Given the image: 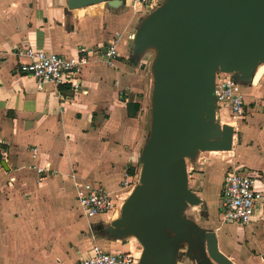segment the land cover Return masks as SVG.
I'll use <instances>...</instances> for the list:
<instances>
[{"label":"crops","instance_id":"0c3cea01","mask_svg":"<svg viewBox=\"0 0 264 264\" xmlns=\"http://www.w3.org/2000/svg\"><path fill=\"white\" fill-rule=\"evenodd\" d=\"M156 8L138 11L129 0L116 7L97 2L74 8H68L66 0H0V147L7 153L5 157L0 154V264H64L62 259H72L73 264L93 244L104 250H133V241H126V235L114 239L102 236L96 242L91 236L88 244L81 236L93 227L101 229V220L111 227L119 215L117 209L96 215L94 220L68 210L51 212L45 185L48 181L66 185L76 205L74 180L101 184L113 194L125 178L132 180L127 168L135 172L148 142V130L140 117L147 88L143 79L146 49L136 46V37ZM129 32L134 33L130 40L126 38ZM116 33L120 34L115 43L117 54L108 62L106 49ZM25 45L85 55L76 84L46 82L38 89L35 79L18 69V62L25 60ZM262 62L264 58L259 64ZM253 72L245 76L229 72L240 82L245 101L243 117H232L229 123L233 128L230 150L264 176V87H258L264 71L254 84ZM128 101L140 104L134 116L127 114ZM240 146L244 147L242 156ZM32 147L37 148L36 162L50 163L41 178L29 167L34 161ZM10 175L15 177L13 182L8 181ZM209 182L189 186L206 203L212 202ZM256 208L250 223L264 220V199ZM120 230L133 234L125 227ZM172 232L165 237L176 234ZM246 232L242 257L236 261L226 256L235 264H264V245L257 250L259 255L248 251L255 236L264 234L253 228ZM141 250L137 254L132 251L138 259ZM42 252L48 253V261ZM43 258L44 262H39Z\"/></svg>","mask_w":264,"mask_h":264},{"label":"water","instance_id":"95a60500","mask_svg":"<svg viewBox=\"0 0 264 264\" xmlns=\"http://www.w3.org/2000/svg\"><path fill=\"white\" fill-rule=\"evenodd\" d=\"M97 2L116 7L122 0H66V6ZM151 42L160 50L154 65L159 105L142 153L139 182L111 225L133 232L142 247L137 264H168L174 241L190 244V233L179 222L197 239L201 251L197 264H235L219 250L214 231H204L183 217L186 204L200 201L187 185L183 154L189 149H230L232 126L223 123L212 133L203 129L201 120L215 119V66L243 76L254 69L252 84L264 71V62L259 64L264 58V0H168L138 31V48ZM178 146L182 155L177 154ZM156 185L160 191L149 199ZM164 228L176 234L165 237Z\"/></svg>","mask_w":264,"mask_h":264},{"label":"built area","instance_id":"2783aa9c","mask_svg":"<svg viewBox=\"0 0 264 264\" xmlns=\"http://www.w3.org/2000/svg\"><path fill=\"white\" fill-rule=\"evenodd\" d=\"M159 0H129V5L136 10L142 8L153 9L160 6ZM119 33L109 42L106 49L108 62L117 54L116 41ZM134 36L133 32L126 34L128 40ZM25 60L18 62L20 72L30 75L35 79L36 87L41 89L46 82L60 85L65 82L76 84V76L80 73L87 57L82 53L66 55L60 52L36 48L25 45L22 49ZM212 99L214 108L227 110L232 117L244 115V93L240 82L229 72L222 70L215 72ZM1 156L7 155L0 147ZM31 158L34 161L29 165L41 178L48 173L50 163L36 162L37 148L32 147ZM73 179L76 177L73 176ZM15 177L8 176V181L13 182ZM123 184H127L126 178ZM72 192L79 214L87 219L108 212L114 207L117 194H113L101 184L88 180H74ZM264 199V177L252 168L225 169L219 191L218 210L220 220L232 225H247L254 219L258 203ZM138 258L130 250H104L99 245L91 247L78 255L73 264H137Z\"/></svg>","mask_w":264,"mask_h":264},{"label":"rangeland","instance_id":"374dc122","mask_svg":"<svg viewBox=\"0 0 264 264\" xmlns=\"http://www.w3.org/2000/svg\"><path fill=\"white\" fill-rule=\"evenodd\" d=\"M160 6L166 4L168 0H159ZM157 6L156 10L160 7ZM145 53H146V64L147 67L143 71V74L145 77L146 84V93L145 98L143 101V108L140 113V117L145 125V127L148 130V141L151 138L152 135V124H153V117H154V111L156 107L159 105V101L157 100V90H156V83H157V77L156 73L154 71V65L156 62V59L159 55V47L156 43L151 42L148 45L145 46ZM219 67L215 66L214 71H219ZM259 84L261 86L258 87H264V78H260ZM215 111V119L212 122H206L201 120V124H203L204 130H210L212 133H216L218 130L221 129V125L223 123H230L232 121V115L227 110L214 108ZM224 111V112H223ZM231 125V124H230ZM148 143V142H147ZM243 145V144H242ZM231 148V147H230ZM182 146H178L177 148V154L182 155ZM216 152L212 151H201L199 149H189L186 150L183 154L184 160H185V166L187 171V185L192 186L193 184H198L199 182H203V185L206 183V181L209 182V192H210V199L212 202L206 203L203 202V200L200 198V201L196 204H186L183 208V217L189 219L192 221L196 226L203 230L207 231H214L217 236L218 241V248L227 256L232 258L233 260H236L239 257H242L241 255V248H242V242L244 240V234L247 233L246 231L250 229H256L259 233L264 234V220L261 219L260 221H256L253 223H250L245 226L240 225H232L228 223H223L220 220L219 210H218V190L220 181L222 180V171L224 169L231 170L232 168H243L246 169L249 166L244 164V161H242V158H239L236 154V151L233 149L228 150H215ZM244 147L240 146L238 148V153L240 156L243 155ZM235 152V153H234ZM143 164V158H140V164L137 168H135V172L132 174V180H126L127 184H123V181L121 183V189H119L116 194L115 198V204L112 209H117L118 214L120 211V207L124 199L128 196L129 191L132 189V186L138 182L139 177V171ZM262 174V173H261ZM193 175H196V178L193 177ZM263 176V175H262ZM210 177V178H208ZM264 177V176H263ZM48 199H47V206L48 211L56 212L60 210H68L72 213V215H78L79 211L77 206L75 205V202L73 201L72 195L69 192L70 189L66 187L64 184H52V182L48 181ZM44 187V186H43ZM11 192L13 189H10ZM160 190V186L157 185L154 189L153 193L150 194V198L153 197V195ZM35 193V191H33ZM32 193V192H31ZM31 195V194H29ZM197 196V195H196ZM40 197V196H39ZM43 196L41 199L44 200ZM149 198V199H150ZM39 204V201H37ZM39 206V205H38ZM41 208H37L36 211H40ZM44 210V209H43ZM255 209V214H256ZM112 212V211H111ZM110 212V213H111ZM169 213L166 212V215ZM254 214V216H255ZM84 218L83 216H79ZM93 220L95 218H92ZM111 219V217H110ZM102 228L101 229H95L93 227V230L91 232L84 231V234L81 236H84L85 243L88 244V240L90 241V237L92 236L93 242H96L100 237L104 236L107 238H117L121 235H126V241L132 240L133 241V252L135 254L138 253V250H141V245L137 241V239L133 236V234L122 233V230L120 228H116L113 226H109L108 222L106 220H101ZM86 225V222L84 223ZM180 225L190 233V241L191 243L188 244V242L184 239H179L178 241H174L172 243L174 247V255L173 259L168 264H197L198 259L201 257V251L199 244L197 242V239L194 235L191 234L190 229L188 226L184 223H180ZM75 233V232H74ZM82 231H79L78 234H81ZM173 232L171 229L166 228L164 230V235L169 236ZM93 234V235H92ZM22 240L21 242H24V236L20 237ZM125 239V238H124ZM256 241H254L252 249L248 248V251L251 252L250 254H256L259 255L260 252H257L259 248H261L264 245V236L261 235V237L255 236ZM251 244V243H250ZM45 255V256H44ZM48 253L42 252V257H46L48 261ZM38 259V257H36ZM74 260L68 259L63 260L61 262H64V264H71ZM39 262H44V258L40 259Z\"/></svg>","mask_w":264,"mask_h":264},{"label":"trees","instance_id":"16d2710c","mask_svg":"<svg viewBox=\"0 0 264 264\" xmlns=\"http://www.w3.org/2000/svg\"><path fill=\"white\" fill-rule=\"evenodd\" d=\"M140 109V104L136 103V102H126V110H127V114L130 116H134L137 111ZM127 172L132 175L134 172L128 167L127 168Z\"/></svg>","mask_w":264,"mask_h":264},{"label":"bare ground","instance_id":"6f19581e","mask_svg":"<svg viewBox=\"0 0 264 264\" xmlns=\"http://www.w3.org/2000/svg\"><path fill=\"white\" fill-rule=\"evenodd\" d=\"M224 112V111H223ZM220 151V150H219ZM212 152H216L215 150H212ZM117 216V215H116ZM114 217V216H113Z\"/></svg>","mask_w":264,"mask_h":264},{"label":"flooded vegetation","instance_id":"af4514ba","mask_svg":"<svg viewBox=\"0 0 264 264\" xmlns=\"http://www.w3.org/2000/svg\"><path fill=\"white\" fill-rule=\"evenodd\" d=\"M169 214L168 215H170V212H168ZM204 231H207V230H204Z\"/></svg>","mask_w":264,"mask_h":264}]
</instances>
